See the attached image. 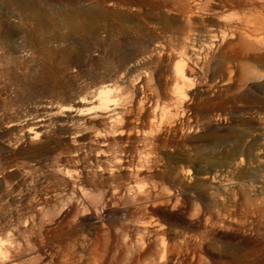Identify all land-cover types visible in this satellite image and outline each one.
Masks as SVG:
<instances>
[{"label":"rangeland","instance_id":"obj_1","mask_svg":"<svg viewBox=\"0 0 264 264\" xmlns=\"http://www.w3.org/2000/svg\"><path fill=\"white\" fill-rule=\"evenodd\" d=\"M129 1L0 0V264H264V41Z\"/></svg>","mask_w":264,"mask_h":264},{"label":"bare ground","instance_id":"obj_2","mask_svg":"<svg viewBox=\"0 0 264 264\" xmlns=\"http://www.w3.org/2000/svg\"><path fill=\"white\" fill-rule=\"evenodd\" d=\"M107 1H112V0H98V2L102 5H104V3H106ZM207 2H208L207 0H191V4H185L182 2V0H130L129 1V3L133 6V8H135L139 13L142 14L143 11L146 12L147 20L154 18V15H157L161 11H164V10L173 11L181 15L191 16V14L193 13L195 9H205ZM209 2L214 4L216 6V9L218 5L220 4H222V6L224 4V7L226 6L229 8L239 9L241 11V15L238 18V26L244 30V33L248 37L254 39L255 41H259V42L264 41V0H224V1L210 0ZM91 3H93V1ZM82 5L83 4H81V6ZM125 6H126V3H125ZM96 7L101 8L98 6ZM189 38L187 37V39ZM195 75H196V72L194 68H192L191 66H188L185 64L179 65L175 72V83L176 85H187L195 77ZM105 93L106 92L100 93L101 94V98L99 97L100 103L104 102ZM104 106H107V105L105 104Z\"/></svg>","mask_w":264,"mask_h":264}]
</instances>
